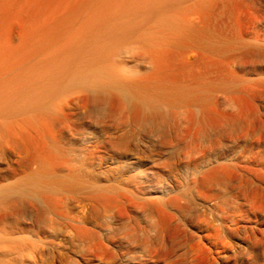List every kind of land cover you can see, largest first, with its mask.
Segmentation results:
<instances>
[{"label":"rangeland","instance_id":"rangeland-1","mask_svg":"<svg viewBox=\"0 0 264 264\" xmlns=\"http://www.w3.org/2000/svg\"><path fill=\"white\" fill-rule=\"evenodd\" d=\"M213 2L175 11L230 47L218 57L183 48L168 75L191 68L230 85L161 113L134 102L117 113L114 98L76 107L58 174L84 186L28 192L37 223L25 221L29 241L10 264H264V0ZM34 14L12 20L13 44ZM12 157L0 151V166Z\"/></svg>","mask_w":264,"mask_h":264},{"label":"bare ground","instance_id":"bare-ground-1","mask_svg":"<svg viewBox=\"0 0 264 264\" xmlns=\"http://www.w3.org/2000/svg\"><path fill=\"white\" fill-rule=\"evenodd\" d=\"M212 2L0 0V151L15 157L0 166V264H10L7 258L29 241L25 221H37L30 190L84 186L73 173L58 174L61 135L80 129L76 107L114 98L117 113L132 102L140 113H161L163 104L202 105L230 85L191 68L168 75L183 48L193 44L218 57L230 47L218 35L193 28L186 11H175L189 3L204 10ZM29 10L34 22L25 19L13 44L12 20ZM124 54L151 70L143 73Z\"/></svg>","mask_w":264,"mask_h":264}]
</instances>
